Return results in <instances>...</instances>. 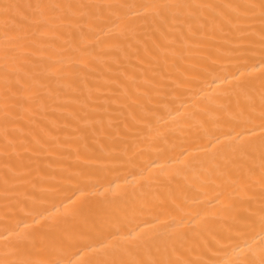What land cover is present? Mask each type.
Here are the masks:
<instances>
[{
  "label": "bare ground",
  "instance_id": "1",
  "mask_svg": "<svg viewBox=\"0 0 264 264\" xmlns=\"http://www.w3.org/2000/svg\"><path fill=\"white\" fill-rule=\"evenodd\" d=\"M0 264H264V0H0Z\"/></svg>",
  "mask_w": 264,
  "mask_h": 264
}]
</instances>
